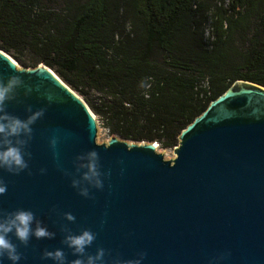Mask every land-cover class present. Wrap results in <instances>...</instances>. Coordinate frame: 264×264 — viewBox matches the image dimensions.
Listing matches in <instances>:
<instances>
[{
  "label": "water",
  "instance_id": "obj_1",
  "mask_svg": "<svg viewBox=\"0 0 264 264\" xmlns=\"http://www.w3.org/2000/svg\"><path fill=\"white\" fill-rule=\"evenodd\" d=\"M12 75L33 91L24 97L25 88L18 89L7 111L21 119L26 106L45 114L33 125L28 169L0 171L8 186L0 211L31 210L56 233L27 247L11 237L20 264H52L41 256L57 248L69 262L76 259L61 243L62 227L96 233L87 251L103 248L105 264L141 252L143 264H264V87L237 81L181 133L168 161L158 143L112 137L99 144L97 117L75 91L49 67H23L0 49V78ZM91 150L99 154L104 188L86 199L64 172L74 174L75 157ZM66 212L74 223L63 219Z\"/></svg>",
  "mask_w": 264,
  "mask_h": 264
},
{
  "label": "trees",
  "instance_id": "obj_2",
  "mask_svg": "<svg viewBox=\"0 0 264 264\" xmlns=\"http://www.w3.org/2000/svg\"><path fill=\"white\" fill-rule=\"evenodd\" d=\"M0 49L52 69L111 137L175 149L237 81L264 87V0H0Z\"/></svg>",
  "mask_w": 264,
  "mask_h": 264
},
{
  "label": "clouds",
  "instance_id": "obj_3",
  "mask_svg": "<svg viewBox=\"0 0 264 264\" xmlns=\"http://www.w3.org/2000/svg\"><path fill=\"white\" fill-rule=\"evenodd\" d=\"M22 87L25 88L24 97H28L33 91L30 86H25L20 75H12L7 80L0 78V171L11 175H19L28 169L31 153L26 149L33 139V125L45 114L44 108L33 111L31 106H26L27 115L24 119L11 115L7 111L8 103L17 100V90ZM46 98L49 101L52 100L51 95H47ZM57 144L58 138L53 137L49 140V147L54 155ZM73 167L74 174L66 171L64 174L72 176L71 187L77 190L78 195L90 199V190H103L104 174L100 170L97 151L91 150L77 155L73 161ZM45 171V169L40 170L41 174ZM7 188L4 180L0 179V196L6 193ZM63 219L68 223H74L76 217L66 212L63 214ZM61 231L65 233L62 245L71 250L72 255L77 258L69 262L64 249L57 248L53 251L45 250L41 256L42 260H50L52 264H105L103 248H98L94 255L87 251L96 240V233L85 229L78 234H73L66 227H62ZM55 235L56 233L49 231L48 227L31 210L0 211V264H5V261L9 264H20L22 256L11 237L27 247L31 239H54ZM145 255L141 252L137 258L127 260L117 255L112 258L111 264H143ZM224 258L220 256L215 259L218 262Z\"/></svg>",
  "mask_w": 264,
  "mask_h": 264
},
{
  "label": "rangeland",
  "instance_id": "obj_4",
  "mask_svg": "<svg viewBox=\"0 0 264 264\" xmlns=\"http://www.w3.org/2000/svg\"><path fill=\"white\" fill-rule=\"evenodd\" d=\"M209 33H210V28L209 26H207V31H206V35L209 37ZM98 120V138H97V142L99 144H104V143H108V141L112 138L108 131L106 130V128L103 126L102 122L97 118ZM119 138V137H118ZM121 139V138H120ZM122 140V139H121ZM126 141V140H124ZM129 142V141H128ZM130 143H135V142H130ZM158 153L160 154H164V157L166 160L171 161L175 159V154H174V149H162L159 145L158 148Z\"/></svg>",
  "mask_w": 264,
  "mask_h": 264
}]
</instances>
